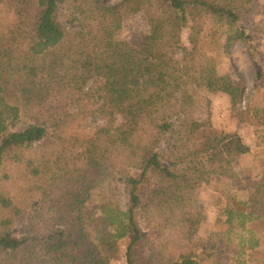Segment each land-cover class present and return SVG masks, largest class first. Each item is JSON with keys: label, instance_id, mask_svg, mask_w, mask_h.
<instances>
[{"label": "trees", "instance_id": "obj_1", "mask_svg": "<svg viewBox=\"0 0 264 264\" xmlns=\"http://www.w3.org/2000/svg\"><path fill=\"white\" fill-rule=\"evenodd\" d=\"M147 21L121 36L123 8ZM253 0H0V264H264V171L198 236V188L239 179L243 135L197 117L240 86ZM255 48V47H254ZM242 233H239L238 230ZM239 235V238L237 237ZM247 254L245 260L240 254Z\"/></svg>", "mask_w": 264, "mask_h": 264}, {"label": "rangeland", "instance_id": "obj_2", "mask_svg": "<svg viewBox=\"0 0 264 264\" xmlns=\"http://www.w3.org/2000/svg\"><path fill=\"white\" fill-rule=\"evenodd\" d=\"M121 1L111 0V3ZM123 15L121 36L140 38L147 27L144 16L140 12H134L129 5L124 6ZM243 24L251 37L253 49L245 42L238 41L228 53L221 47L223 39L218 40L217 49L211 44V25L207 26L208 50L217 55L221 73L236 77L240 86L238 107L248 116L241 121L233 115L231 95L205 93L199 97L197 117L206 118L210 112L214 126L227 131H239L251 146V151L237 162L239 179H214L211 183L199 186L198 208L202 222L198 236L203 239H207L213 230L223 227L219 219L227 198L231 195L247 198L264 171V0H253V11L243 19ZM238 232L242 233L240 229ZM258 235L260 246L264 248V233ZM234 238L237 240L239 235ZM121 245L122 254L114 264H127L124 253L128 240H123ZM246 257V253L240 254V259L245 260Z\"/></svg>", "mask_w": 264, "mask_h": 264}]
</instances>
